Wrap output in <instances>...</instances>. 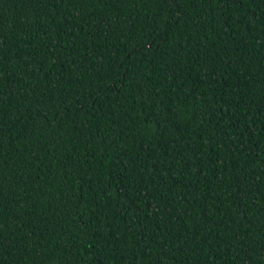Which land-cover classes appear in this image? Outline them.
Returning a JSON list of instances; mask_svg holds the SVG:
<instances>
[{"label": "trees", "instance_id": "trees-1", "mask_svg": "<svg viewBox=\"0 0 264 264\" xmlns=\"http://www.w3.org/2000/svg\"><path fill=\"white\" fill-rule=\"evenodd\" d=\"M0 264H264V0H0Z\"/></svg>", "mask_w": 264, "mask_h": 264}]
</instances>
